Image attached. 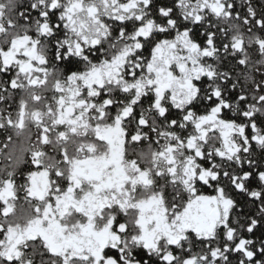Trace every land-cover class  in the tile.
Returning <instances> with one entry per match:
<instances>
[{"label": "snow or ice", "instance_id": "obj_1", "mask_svg": "<svg viewBox=\"0 0 264 264\" xmlns=\"http://www.w3.org/2000/svg\"><path fill=\"white\" fill-rule=\"evenodd\" d=\"M0 160V264H264V0H0Z\"/></svg>", "mask_w": 264, "mask_h": 264}, {"label": "flooded vegetation", "instance_id": "obj_2", "mask_svg": "<svg viewBox=\"0 0 264 264\" xmlns=\"http://www.w3.org/2000/svg\"><path fill=\"white\" fill-rule=\"evenodd\" d=\"M146 103H147V102H145V105H146ZM257 119H258V121H259L260 118L257 117ZM254 148H255V146H254ZM256 155H257L258 158L260 157V152H259V150H256ZM3 163H4V161H3V160H0V166H2ZM203 191H205L206 193H210V192H211V190H210V189H207V188L203 189ZM237 199H240V198L237 197ZM246 211H247V208H246Z\"/></svg>", "mask_w": 264, "mask_h": 264}, {"label": "trees", "instance_id": "obj_3", "mask_svg": "<svg viewBox=\"0 0 264 264\" xmlns=\"http://www.w3.org/2000/svg\"><path fill=\"white\" fill-rule=\"evenodd\" d=\"M249 211V209H247ZM251 211H255V209H251ZM261 232H264V228H259L256 232L257 238H261Z\"/></svg>", "mask_w": 264, "mask_h": 264}]
</instances>
